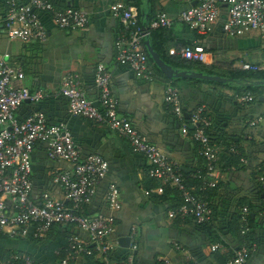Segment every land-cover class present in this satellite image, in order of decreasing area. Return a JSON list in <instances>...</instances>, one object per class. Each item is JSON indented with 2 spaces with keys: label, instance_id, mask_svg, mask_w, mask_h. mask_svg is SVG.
<instances>
[{
  "label": "crops",
  "instance_id": "obj_1",
  "mask_svg": "<svg viewBox=\"0 0 264 264\" xmlns=\"http://www.w3.org/2000/svg\"><path fill=\"white\" fill-rule=\"evenodd\" d=\"M6 1L9 0H0V8L5 6ZM16 1L27 4L31 0ZM50 1L57 8L86 10L91 16L87 29H60L49 14L38 12L48 30L47 41L44 44L26 45L9 40L1 32L0 55H8L10 62L22 68L25 77L19 83L21 86L30 90L40 89L45 93L43 101L25 110H42L52 123H65L83 156L97 154L108 162V173L97 187L87 209L90 216L103 214L115 218L114 232L108 241L116 244L120 252H131V244H136L132 252L136 264H158L163 260L169 264H227L242 245L234 228L241 209L247 206L254 210L259 219L255 229L257 246L252 248L250 263L264 264V206L258 199L260 178H264V88L254 92H238L226 78L225 82L216 83L210 80L196 81L199 79L174 80L163 73L170 82L165 78H154L153 81L137 78L128 67L117 62L115 42L121 26L109 12L111 4L130 0ZM143 2L147 21L163 12L173 23L163 37L164 47L169 54L171 49L179 50L183 44L195 43L206 51L203 64L213 67L219 74L243 70L241 67L246 63L264 66L263 43L257 32L235 38L224 33L226 7L222 6L219 19L208 31L199 34L180 20V13L188 6L185 2ZM100 64L111 74L110 89L117 101L118 115L128 118L150 144L159 147L176 163L180 173L189 175L185 178L187 188L192 193H202L211 204L213 221L210 231L176 214L181 201L180 192H175V187L169 185L168 188L166 184L152 179L151 165L142 155L133 152L126 139L107 126L69 115L66 100L60 93L63 77L76 73L86 96L96 102L99 91L94 76ZM168 86L178 90L180 105L187 118L202 106L212 117L210 129L213 145L218 151L217 171L213 175L218 184L215 189H205L194 183V173L202 168L204 160L197 152L193 137L183 134L182 122L165 101ZM247 94L254 100L244 103L240 98ZM71 168L67 163L50 160L47 146L36 144L32 153L33 198L39 201L41 195L48 192L63 200L64 192L53 182L52 173L54 170L71 171ZM208 178H204L205 182ZM111 184L116 185L120 193V208L117 211L110 210L106 204ZM133 231L135 238L131 240L129 248L120 246L119 240L131 239ZM68 232L56 227L42 240L5 239L0 241V252H24L33 256L37 264H61L57 252L64 245ZM71 233L80 237L87 246H92L84 232L73 227ZM213 245H219V248L213 251ZM73 262L89 264L81 257Z\"/></svg>",
  "mask_w": 264,
  "mask_h": 264
},
{
  "label": "built area",
  "instance_id": "obj_2",
  "mask_svg": "<svg viewBox=\"0 0 264 264\" xmlns=\"http://www.w3.org/2000/svg\"><path fill=\"white\" fill-rule=\"evenodd\" d=\"M179 1L188 4L180 13V20L199 34H205L219 19L222 6L226 7L224 33L235 38L257 32L263 43L264 57V0ZM38 12L49 13L55 25L64 30H85L91 21L86 10L72 7L58 9L50 0H31L27 4L9 0L6 2V9L0 14V30L12 41L26 45L44 44L48 39V30ZM109 12L121 26L115 42L117 62L128 67L137 78L153 81L155 77L148 64L144 38L150 31L170 29L172 21L166 13L161 12L148 26H144L139 9L124 2L111 4ZM170 54L200 63H204L206 57L204 47L195 43L179 50L171 49ZM8 57L0 55V230L11 237H27L31 234L34 238H45L53 225L71 224L87 234L94 247L89 248L80 237L72 236L61 264H69L83 255L93 253L107 256L117 247L108 241L114 232L115 218L103 214L87 216L83 214V208L91 203L97 187L108 173L109 164L97 154L83 157L81 148L74 142L65 123L49 124L42 112L19 119L17 112L20 107L26 102H41L45 93L40 89L30 90L21 86L19 83L25 77L24 71L10 62ZM241 68L260 71L264 66L246 63ZM94 80L99 91L96 102L86 96L76 73H68L63 77L60 93L68 101L69 115L107 126L126 139L133 152L142 155L151 165L152 179L178 189L182 204L176 214L192 218L197 223L209 221L211 209L208 203L187 188L176 163L159 147L150 144L130 120L118 115L117 101L110 89L111 74L104 65L97 66ZM240 100L249 103L254 98L247 94ZM165 101L182 120L183 112L176 88L167 87ZM190 124L194 127L192 137L201 144L200 154L207 161L206 178L210 179L205 182V186L215 187L217 182L213 175L217 171L218 151L210 143L206 133L212 125V117L205 106L196 110ZM182 132L184 135L188 134L186 123L182 124ZM38 143L47 146V157L50 160L67 163L72 167L71 171L54 170L52 173L53 182L64 192L63 200L48 192H44L39 201L32 198V153ZM260 182L264 188L263 177ZM119 197L117 186L111 184L106 195L110 210L117 211L120 208ZM247 212L248 209L244 208L243 213ZM134 238L133 231L131 240ZM218 248L219 245L211 247L213 251ZM135 249L136 244H131L130 255L117 264H134L132 252ZM249 257L250 251L242 248L227 264H248ZM162 262L169 264L167 260ZM0 264H33V260L27 254L16 253L7 262Z\"/></svg>",
  "mask_w": 264,
  "mask_h": 264
},
{
  "label": "trees",
  "instance_id": "obj_3",
  "mask_svg": "<svg viewBox=\"0 0 264 264\" xmlns=\"http://www.w3.org/2000/svg\"><path fill=\"white\" fill-rule=\"evenodd\" d=\"M6 2L4 4L5 6L0 8V14L3 13L4 10L6 9ZM125 4L135 5L140 11L142 24L144 26H148L149 25L150 21H147L146 14L142 15V13H144V9H143L144 2H143V0H130V1L126 2ZM65 8L66 7H59L58 9H65ZM45 13H47V12H45ZM47 14H49V13H47ZM167 30L168 29H160V30L150 31L149 32V36L151 38V42H152V46H153L154 50L156 51V53H158L160 59H162L164 61V63L168 67H172L173 69H175L177 71H186V72H194V71H196V72H199V73H202V74H205V75H209V76L220 75L223 78H226L227 81H230L229 84H233V86L235 87L234 89H236L238 92H240L241 90L248 91V92H250V91L254 92V91L260 90L261 88H264V70L247 71V70L235 69V70H229L226 73L223 72V73L219 74V72L215 71L213 69V67H207L203 63L183 59L179 55H171V54H169L168 50L164 47V44H163V37L167 34ZM1 32H3V31L0 30V33ZM189 45H191V44H183V46L180 47V48H183V47H186V46H189ZM146 52H147V49H146ZM147 54H148V52H147ZM148 64H149L150 69L154 73L155 79L156 78H165L166 80H168L162 74V72L159 70V68L153 63V61L151 60L149 54H148ZM174 80H183V79L174 78ZM196 81H200V80H196ZM168 82H170V80H168ZM219 84H221V83H219ZM221 85H223V84H221ZM61 96L66 100V106H67V111H68V101L62 94H61ZM36 104L37 103H33V102L24 103L20 107L18 112H17L19 119L23 120V119H25L26 117H28L29 115H31V114H33L35 112L44 113V111H42V110H35V109H31V108L28 109V110H25L27 107H30V106L32 107V106H35ZM180 107L182 109L181 105H180ZM182 112H183V118H182V120H180V119L179 120L182 122V124L186 123L188 125V135L192 136L193 133H194V130H191L189 128V124L191 123L192 116H193V114L196 111L194 113L190 114V116H191L190 118L186 117L187 115L184 113L183 109H182ZM44 115H45V113H44ZM46 118H47V116H46ZM47 120H48L49 124L58 125V124L52 123L48 118H47ZM89 121H91V120H89ZM211 131L212 130L209 128L206 133L209 136L210 143L213 144L214 141H213V138H212ZM193 140L197 144V152L199 153V155L204 160L203 161L204 165L202 166V168L201 169L200 168L197 169L195 171V173H194V176H193V180H195L194 183L197 186H199V187H203L204 186L205 189H209V188L215 189L218 186V184H216L215 187L205 186L204 178L206 177V173L208 172L207 162H206V159L200 154L201 144L198 141H196L194 138H193ZM83 157H87V156H83ZM235 158H236V156L233 157V159H235ZM181 175H182L184 183L188 187L187 181H186L185 178H186V176H189V175H184L183 173H181ZM32 183H33V178H32ZM167 187L169 188L170 186L167 185ZM174 191L176 192L178 190L175 189ZM196 195L199 196L200 198H202L204 201H206L208 203V206H209L210 209L212 208L211 204L208 202V200H206L203 197L202 193L201 194L196 193ZM179 197H180V195H179ZM32 198H33V190H32ZM93 198H92V200H93ZM258 199L263 202V206H264V188H263V185H262L261 182H259ZM91 203H92V201H91ZM90 204L84 206V208H83V214L84 215L90 216V215L87 214V209L90 206ZM106 204H107V201H106ZM181 204H182V197H181V201H180L179 206ZM107 206H108V204H107ZM108 208H109V206H108ZM245 208L248 209V212L246 214H243V212H242L243 209H241L240 214L237 217V221H236V225H235L234 230H235V234L238 237H240V239H241V244L242 245L240 246L239 250H241L242 248H247L250 251V257L248 259V264H251L250 263V259H251V256L253 254L252 248H253L254 245L257 246V244H256L257 243V241H256L257 239L255 237V229L257 227L259 219H258L257 214L254 213L253 209H251L250 207H247V206ZM262 209L264 211L263 207H262ZM181 218L185 219V221L187 220L189 222H193L196 226H198L201 229H205V230H209V231L211 230V226L210 225L212 224V221H213L212 212H211L210 220L207 221V222H204V223H197L192 218H187V217H181ZM56 227H58L60 229L69 230V232H68L69 234H68V236H67V238L65 240L64 245L62 247H60V249H58V252L60 254L57 255V256H59V258L62 260L65 257V252L64 251H65V249L68 246L69 239L73 236L71 232H72V229H73L74 226L71 225V224H55V225H53L50 228L47 236ZM5 239H12V240L29 239V240L37 241V240H42L44 238H34L31 234L28 235L27 237H11L10 235H8V234H6V233H4L3 231L0 230V241L5 240ZM88 247L89 248H93L94 246H88ZM16 253H24V252H13V253H11V252L10 253H1L0 252V263L7 262ZM24 254H27V253H24ZM27 255H29L32 258L33 264H37V262H36V260L34 259L33 256H31L30 254H27ZM129 255H130V252H128L127 250H123V251L120 252L118 249H116L115 251L109 253L107 256H101L98 253H93L92 255H83V256H81V258L85 259V261L88 262L89 264H113V262H117L118 263V262H120L122 260L127 259V257ZM132 255L135 256L134 253H132ZM234 256H235V253L229 259V261L232 260L234 258ZM196 262H198V260H196ZM73 263L74 262H70L69 264H73ZM134 264H136V263H134ZM158 264H163V262L160 261V263H158ZM187 264H194V263L191 262V263H187Z\"/></svg>",
  "mask_w": 264,
  "mask_h": 264
},
{
  "label": "water",
  "instance_id": "obj_4",
  "mask_svg": "<svg viewBox=\"0 0 264 264\" xmlns=\"http://www.w3.org/2000/svg\"><path fill=\"white\" fill-rule=\"evenodd\" d=\"M144 15V13H142ZM145 47L147 49L148 54L150 55L153 63L159 68V70L169 79L173 78H182V79H199V80H210L213 82H225L226 79L219 76H209L199 72H186V71H177L172 67H168L162 59H160L158 53L154 50L151 42V38L149 34H147L144 38ZM98 105V104H96ZM190 115H188V118ZM190 129L193 130V126H189ZM131 239L130 238H122L119 240L120 246L124 248H129Z\"/></svg>",
  "mask_w": 264,
  "mask_h": 264
}]
</instances>
